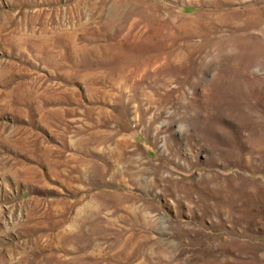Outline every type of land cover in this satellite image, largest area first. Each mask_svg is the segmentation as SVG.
<instances>
[{
  "label": "rangeland",
  "instance_id": "rangeland-1",
  "mask_svg": "<svg viewBox=\"0 0 264 264\" xmlns=\"http://www.w3.org/2000/svg\"><path fill=\"white\" fill-rule=\"evenodd\" d=\"M0 264H264V0H0Z\"/></svg>",
  "mask_w": 264,
  "mask_h": 264
}]
</instances>
